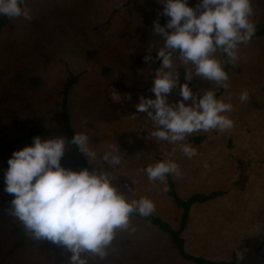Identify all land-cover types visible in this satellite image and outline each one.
I'll return each instance as SVG.
<instances>
[{
    "label": "rangeland",
    "instance_id": "rangeland-1",
    "mask_svg": "<svg viewBox=\"0 0 264 264\" xmlns=\"http://www.w3.org/2000/svg\"><path fill=\"white\" fill-rule=\"evenodd\" d=\"M26 2L32 19H11L0 30V100L6 98L0 103V114L8 108L14 111L1 123L0 142L33 128H64L62 92L68 79L76 77L66 107L74 133L89 132V147L97 153L90 162L84 156L88 167L107 172L129 200L153 201L152 215L176 231L181 209L167 195L166 182L149 181L142 169L162 161L177 163L181 174L169 175L182 200L197 193L224 192L190 207L180 234L184 251L213 261L264 264V36L241 44L237 60L228 61L229 87H222L218 99L232 104V111L224 115L234 126L188 136L185 143L198 152L188 158L181 143L151 136L152 121L135 107L141 96L155 99L151 91L155 71L151 74L162 61L145 62L144 57L152 47L155 59L163 44L153 33V22L163 12L159 0ZM198 2L188 4L194 7ZM252 6L256 29L264 27V0H252ZM168 19L160 15L159 23L163 26ZM215 55L223 66L226 54L218 50ZM173 67L179 72V84L188 83L194 93L218 92L214 82L198 77L185 80V67L192 65L184 66L174 57ZM245 90L249 99L241 102ZM181 99L178 88L168 96L169 103ZM55 137L67 138L64 134L40 138ZM33 143L0 151V262L19 241L14 231L17 225L28 239L1 264H67L70 253L47 240L32 239L23 223L11 215L9 204L14 196L4 190L6 162L10 153ZM110 144L120 148L119 165L110 166L102 159ZM61 165L82 170L70 144ZM130 220L129 230L116 232L108 257L103 261L91 258V264H194L178 254L166 233L136 216Z\"/></svg>",
    "mask_w": 264,
    "mask_h": 264
},
{
    "label": "clouds",
    "instance_id": "clouds-1",
    "mask_svg": "<svg viewBox=\"0 0 264 264\" xmlns=\"http://www.w3.org/2000/svg\"><path fill=\"white\" fill-rule=\"evenodd\" d=\"M159 2L163 12L153 22V33L163 39V44L155 59L151 56L152 47H148L144 57L145 62L162 61L151 87L155 99L141 96L135 107L152 121L155 130L151 136L181 143L183 154L192 158L198 152L185 143L187 137L200 131L231 129L234 122L224 113L231 112L233 106L217 99L212 90H200V95L188 83L179 84L173 59L178 58L184 66L192 65L185 67L186 81L198 77L227 89L228 73L215 54L219 50L229 62H234L239 46L249 43L255 35L252 0H199L194 7L189 6L188 0ZM160 15L169 17L163 26L159 23ZM0 16L32 19L26 0H0ZM176 88L182 99L169 103L168 96ZM239 98L246 102L249 93L245 90ZM189 100L190 105L185 103ZM84 123L87 125V120ZM69 143L89 162L96 159L97 153L89 147V132H75L70 141L65 137H35L32 146L14 151L8 160L4 190L14 196L9 204L11 215L23 223L32 239L47 240L70 253L67 264H91V258L103 261L108 257L116 232L131 228L134 212L147 217L154 212L155 205L148 198L129 200L105 171L63 167L61 160ZM107 147L103 161L110 166L119 165L120 148L111 144ZM142 170L149 181L161 183L166 182L169 174H181L179 165L171 160Z\"/></svg>",
    "mask_w": 264,
    "mask_h": 264
},
{
    "label": "trees",
    "instance_id": "trees-1",
    "mask_svg": "<svg viewBox=\"0 0 264 264\" xmlns=\"http://www.w3.org/2000/svg\"><path fill=\"white\" fill-rule=\"evenodd\" d=\"M191 1L192 0H188V3ZM10 20L11 19L6 17V16L0 17V30ZM260 36H264V27L257 28L255 35L252 38L260 37ZM177 56H178V54H177ZM159 62L160 61L158 60L157 63H159ZM157 67H158V65L153 68L151 77L154 75V71L156 70ZM223 68L226 72L230 69L228 60H227L225 55H223ZM76 79H77L76 77L71 76V78L68 79L67 83L65 84V89L62 92V95L64 96V109H65V111H64L65 127L64 128H60V129H58V128H56V129L55 128L54 129H51V128H41V129L40 128H33V129H30L28 132H24L18 137L11 138L8 142H0V151L7 152L8 149L15 147V146H18V145H21L24 142L34 140L35 137H48V136H52V135L64 134L65 136H67L68 140L70 141L71 138L75 135V133L71 127L69 115L67 112L66 98H67V93L70 91V89L74 85ZM221 91H222V86H219V90L216 93L217 99H218ZM5 101H6V98L3 97V98H1L0 103L5 102ZM13 112L14 111L12 109H9V108L4 109V112L2 114H0V126H1V123H3L2 122L3 119L6 117H9ZM194 140L197 141V140H199V138L194 139ZM69 144L72 146V148L75 150L77 156L79 157L80 162H81V166H82V170L87 168L90 172L94 171L95 169L97 171H99L98 167H92V168L88 167L84 155L79 152V150L77 149V147L75 145H72L71 143H69ZM12 155H13V153H10V158L12 157ZM8 168H9V164L7 161L6 162V169L8 170ZM166 184H167V195L172 198L174 205L177 208L181 209V211H182L179 230H176V231L173 230L167 222L163 221L159 217L153 216L152 214L150 216L143 217L138 212H134L131 216H136L140 219H143V220L149 222L152 226H154V227L158 228L159 230H161L162 232L166 233L169 236L171 243L176 247L178 254L182 258H184L188 261H191L194 264H243V263H238L235 259L232 261H213V260L205 259L203 257H196V256L188 255L184 251V241L180 237L181 232L185 228V224H186V220H187V216H188V212H189L190 207L194 204H202V203H205L209 200L215 199L217 197H221L224 194V192H218L217 191V192H212L210 194L197 193V194L191 195L186 200H182L181 198H179L177 196V194L174 190V186H173V183L171 181L170 175H168L166 178ZM14 231L17 234L16 236L19 239V241L15 243L13 248L8 252L6 258H3L2 262H4L16 250L23 247L25 245V242L28 239L27 236L24 234L23 230H21V228L19 226L14 225ZM2 262H0V264Z\"/></svg>",
    "mask_w": 264,
    "mask_h": 264
}]
</instances>
